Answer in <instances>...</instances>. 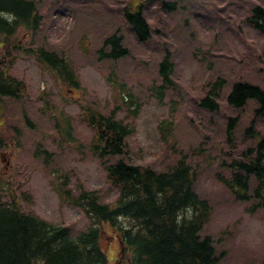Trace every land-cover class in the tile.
Wrapping results in <instances>:
<instances>
[{
    "label": "rangeland",
    "instance_id": "374dc122",
    "mask_svg": "<svg viewBox=\"0 0 264 264\" xmlns=\"http://www.w3.org/2000/svg\"><path fill=\"white\" fill-rule=\"evenodd\" d=\"M165 1L177 2L178 9L164 8ZM38 3L43 17L38 30L22 28L12 38L26 48L43 45L65 53L80 85L66 84L32 52L13 45L0 50V60L27 87L22 98L0 101V192L5 199L15 198L25 211L68 226L73 238L89 229L90 217L62 193L64 188L97 190L102 202L116 200L118 190L91 149L95 131L86 110L116 111L134 127L123 156L129 163L162 171L187 156L196 174L194 189L212 207L203 233L213 237L220 264H260L264 209L252 197L255 179L246 191L251 197L242 199L223 178L231 177L233 161L264 133V115L256 116L254 99L241 108L226 99L239 80L264 87V32L248 22L252 7H264V0ZM141 3L153 28L145 42L137 40L123 11ZM117 32L130 53L117 61L101 57V50L111 51L105 40ZM167 51L174 62L173 84L161 88L159 64ZM219 77L226 79L217 97L220 108L211 110L200 102ZM230 117H238L231 136ZM254 120L255 132L248 131ZM102 230L101 245L113 263L120 242L110 224Z\"/></svg>",
    "mask_w": 264,
    "mask_h": 264
},
{
    "label": "trees",
    "instance_id": "16d2710c",
    "mask_svg": "<svg viewBox=\"0 0 264 264\" xmlns=\"http://www.w3.org/2000/svg\"><path fill=\"white\" fill-rule=\"evenodd\" d=\"M38 6V0H0V13H12L16 17L8 23L0 16V50L13 45L32 52L66 84L79 87V76L65 53L43 45L26 48L12 38L22 28L30 32L38 30L43 20ZM163 7L177 10L178 4L165 1ZM144 10L143 3L125 6L123 10L140 42L147 41L153 34ZM248 22L264 32V7L254 5ZM104 45L111 47V51L101 50V57L109 60L117 61L130 53L120 32L106 39ZM173 71L172 54L167 51L159 64L161 88L173 84ZM225 83L226 79L219 77L210 84L201 105L218 110L217 97ZM26 88L24 80L13 76L9 66L0 60V101L20 99ZM226 99L228 105L236 108L254 99L258 105L256 116L264 115V87L260 85L236 81ZM1 107L3 103H0ZM116 114V111L106 114L90 107L86 110V119L95 131L91 149L102 161L108 179L118 190L116 200L104 203L97 190L81 189L73 193L64 188L62 194L66 200L80 207L92 220L89 229L73 238L68 226L56 225L29 213L18 200L12 198L8 202L0 192V264H220L213 237L203 233L212 207L209 200L194 189L196 174L187 156L183 155L162 171L150 165L129 163L123 156L127 153V139L134 127ZM237 121L238 117L229 119L230 136ZM254 125L255 120L248 131L255 132ZM243 154V158L233 161L231 177L223 180L238 197L249 199L251 196L246 191L254 178L256 187L252 197L258 200L255 206L264 209V133L258 144ZM237 187L245 193L238 194ZM189 207L193 210L191 219L187 218ZM178 217H182L179 224ZM104 223L113 227L120 242V252L113 263L101 245ZM260 264H264V257Z\"/></svg>",
    "mask_w": 264,
    "mask_h": 264
},
{
    "label": "clouds",
    "instance_id": "9594fccd",
    "mask_svg": "<svg viewBox=\"0 0 264 264\" xmlns=\"http://www.w3.org/2000/svg\"><path fill=\"white\" fill-rule=\"evenodd\" d=\"M0 16H3V18L8 22V23H12L16 17L14 14L12 13H7V12H3V13H0ZM192 215H193V210L189 207L187 209V218L188 219H191L192 218ZM181 219L182 217H178L177 218V223L179 224L181 222Z\"/></svg>",
    "mask_w": 264,
    "mask_h": 264
}]
</instances>
